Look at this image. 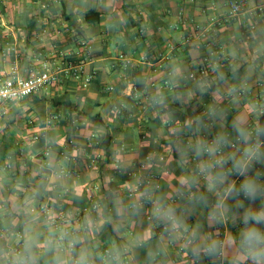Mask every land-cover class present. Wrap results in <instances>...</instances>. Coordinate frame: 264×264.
<instances>
[{"label":"crops","instance_id":"crops-1","mask_svg":"<svg viewBox=\"0 0 264 264\" xmlns=\"http://www.w3.org/2000/svg\"><path fill=\"white\" fill-rule=\"evenodd\" d=\"M247 3L231 16L227 0H0V73L48 65L59 89L0 102V264H70L50 241L42 203L73 219L74 254L84 261H99L109 228L102 248L117 255L109 264H190L189 252L195 264H264V144L247 158L249 128L264 112V0ZM88 11L100 20L87 22ZM67 62L91 81H77ZM43 97L55 100L39 107ZM38 132L46 135L36 140ZM226 132L244 138L241 149L227 146ZM207 136L225 145L222 163L204 154ZM146 156L161 185L150 193L159 210L133 207L139 194L125 193ZM91 185L100 206L84 213ZM170 215L176 227H160ZM16 232L25 235L20 262L3 251Z\"/></svg>","mask_w":264,"mask_h":264},{"label":"built area","instance_id":"built-area-1","mask_svg":"<svg viewBox=\"0 0 264 264\" xmlns=\"http://www.w3.org/2000/svg\"><path fill=\"white\" fill-rule=\"evenodd\" d=\"M229 14L231 16L238 15L243 12L248 7L247 0H227ZM215 18L211 17L213 21ZM77 53H79L77 51ZM123 54L120 55V58H123ZM73 62V61H72ZM67 62L66 72H71L72 76L78 81L80 80L84 86H86L92 79V74L90 72H85L83 66L79 63ZM128 62V60H126ZM127 64V63H126ZM199 75L201 79L207 76V68L200 67ZM57 72L53 68L48 65H44V67L35 72L29 73L27 76H22L17 67H14L9 72L0 73V102H9V101H17L25 99L26 97L32 96L33 94L43 91L49 87H51L57 81ZM154 84V80L151 81ZM166 82V81H165ZM113 87H109L112 89ZM240 91V94L245 93V88ZM131 90L133 93H138V88L135 84L131 85ZM202 113H208L209 111L206 108L201 110ZM259 129L258 123L255 127L249 128V153L247 155L248 159H253L255 155L259 152L260 147L264 144L263 141L259 139ZM46 132H38L33 135V138L38 140L41 136H45ZM224 140L227 142V146L234 150H239L242 148V144H244V138L239 134H232L230 132H226L224 135ZM191 142V141H189ZM70 145L75 144L74 139L69 140ZM94 139L87 140L86 145L88 147L93 146ZM203 152L206 156H209L213 163L219 164L222 163L225 159V145L222 143H216L213 137H205L203 144ZM51 153L50 146H46L43 151L44 157H49ZM61 158H68V154L66 151L60 152ZM46 164H49V159H47ZM152 156H146L139 163V171L135 174L136 181L133 184H130L126 188V195L129 197H137L139 194V198L132 203L133 207L139 206H152L153 209L159 210V206L157 205V201L150 194L151 191H156L161 189V185L159 182V177L152 171L153 164ZM89 166H96V159L93 157L91 161L88 163ZM65 168L61 170V172H65ZM241 175H244V171L241 172ZM247 176H245L246 178ZM97 187L94 185L88 186V196L86 204L82 207L81 211L84 213L90 212L91 210H96L100 206V201L98 197H95ZM249 196V191L244 190L241 193V198L244 200ZM38 210H40L47 222L51 225L54 230L50 241L54 243L56 246L60 247L68 251L70 255V264H109L111 259H114L117 255L112 251L109 246H106L102 249L99 255V261L96 260H81L74 254V230L72 227L73 219L64 213L54 214L49 210L46 204H40L38 206ZM152 209V208H151ZM152 209V210H153ZM151 212V211H150ZM152 213V212H151ZM151 213H148L150 215ZM173 216H169L168 219H162L159 223V226L168 229V225L173 223V228H175ZM1 224V221H0ZM15 236L17 238V242L14 245L6 244V247L3 249L5 253V257L7 259L13 260L15 262H20L22 258H24V242L25 235L22 232H16ZM218 245L216 246V256L219 260L223 259L224 256V242L222 238H218ZM180 251L184 250L183 245L179 247ZM213 247H208L207 251L211 252ZM187 253V252H186ZM187 257L191 260L190 264H195L194 261L196 257L193 252L187 253Z\"/></svg>","mask_w":264,"mask_h":264},{"label":"trees","instance_id":"trees-1","mask_svg":"<svg viewBox=\"0 0 264 264\" xmlns=\"http://www.w3.org/2000/svg\"><path fill=\"white\" fill-rule=\"evenodd\" d=\"M84 17H85V20L87 22H95V21L100 20V16L94 11H88ZM91 56H93V55H91ZM67 59L69 61H71V60L77 61L78 58L76 59V55H74V53H71V54L67 55ZM203 66L207 68V65H205V64L201 65L200 67H203ZM210 77H211V72L207 68V76L203 77V79L205 81H207L210 79ZM226 116L230 117V111L227 113ZM258 129H259V132H258L259 133V139L264 142V112L258 117ZM163 190L164 191L167 190L165 186H164ZM249 199H250L249 196L246 199H244V201H245L244 205H247V202H249ZM99 238H100V241H102L103 243L111 242L112 241V235H111L110 229L108 228L106 231L101 233ZM102 244L100 245L101 249H103L102 247L104 246V244L103 245Z\"/></svg>","mask_w":264,"mask_h":264},{"label":"rangeland","instance_id":"rangeland-1","mask_svg":"<svg viewBox=\"0 0 264 264\" xmlns=\"http://www.w3.org/2000/svg\"><path fill=\"white\" fill-rule=\"evenodd\" d=\"M45 91H48L49 93H51L52 91H59V89H54L53 87H49V88L43 90V93H45ZM49 95H51V94H49ZM43 98L39 99V101L37 102V105L39 107H45V106L49 105L51 103V101L53 102L55 100L54 98H48V97L47 98L45 97L44 99ZM50 99H51V101H49ZM5 105H9V104H5Z\"/></svg>","mask_w":264,"mask_h":264}]
</instances>
